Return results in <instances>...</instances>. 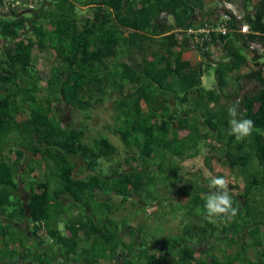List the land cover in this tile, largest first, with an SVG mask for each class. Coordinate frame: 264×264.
Here are the masks:
<instances>
[{
  "label": "trees",
  "instance_id": "16d2710c",
  "mask_svg": "<svg viewBox=\"0 0 264 264\" xmlns=\"http://www.w3.org/2000/svg\"><path fill=\"white\" fill-rule=\"evenodd\" d=\"M76 1L91 15H81L71 0H47L32 9L27 0H0V264H264V249H258L264 240V63L256 49L264 50V0H222L240 3L241 19L224 10L230 32L212 34L211 42L226 53L207 68L183 59L191 44L179 38L180 31L196 25L204 0ZM242 26L248 32L242 33ZM43 54L53 56L54 64L47 94L40 97L36 61ZM245 69L259 89L240 96L237 86L234 96H227L231 75L240 74L239 81ZM211 70L219 92L204 87L203 77ZM192 94L197 95L193 109L178 114V106L188 104ZM106 97L114 98L122 121L116 134L127 150H137L142 166L134 154L125 159L128 167L113 162L103 173L101 162L111 164L118 147L105 136L87 144V127H70L58 117L59 105L87 114ZM237 101L243 118L255 124L241 142L228 134L227 108ZM24 113L27 117L19 120ZM180 131L187 135L180 137ZM209 138L217 141L208 146L221 149L226 166L242 174L245 188L240 195L230 193L237 215L213 223L204 210L208 189L180 180V193L188 196L189 210L205 218L203 225L189 222L182 237L167 238V254L149 250L128 223L120 230L111 219L119 207L106 197L118 194L121 206L131 197L136 206L158 182L170 185L177 177L176 169L166 173L164 163L154 159H181ZM176 143L185 153L174 148ZM158 147L173 153L156 155ZM156 165L162 178L153 174ZM41 168L46 181L31 179ZM228 188L239 185L228 182ZM66 204L74 214L62 231L58 216H64ZM212 239L215 244L224 240L234 253L219 257ZM138 245L144 248L137 257ZM251 248L257 250L256 259L247 253Z\"/></svg>",
  "mask_w": 264,
  "mask_h": 264
},
{
  "label": "rangeland",
  "instance_id": "374dc122",
  "mask_svg": "<svg viewBox=\"0 0 264 264\" xmlns=\"http://www.w3.org/2000/svg\"><path fill=\"white\" fill-rule=\"evenodd\" d=\"M73 1L77 6H79L78 12L81 15H91L89 13V9L82 8L81 5L76 0ZM205 9L199 10L197 14L196 25L200 24L204 21H209L214 24L219 22L221 15L223 14L224 10H226L227 4L224 3L222 0H204ZM232 11H236L240 13L241 5L238 1H233L232 3ZM165 21V20H164ZM164 25V24H163ZM165 31V30H164ZM182 33L179 32V38L181 39ZM184 38V37H183ZM211 45L205 47L204 49L209 52V55L205 54L201 51V49L190 45V50L185 53V59H188L192 64L199 65L202 64L204 68H207L206 65H215L219 61H221L226 53L224 48L220 44H216L214 42H210ZM209 43V44H210ZM255 49V48H254ZM259 50L261 62L264 63V50L260 48H256ZM206 52V51H205ZM251 54V53H250ZM253 54V53H252ZM36 61V70H38V75L40 76L39 85L41 86V92L38 94L40 97H45L47 94V81L50 77V69L53 63V56L51 55H39L37 56ZM248 69L243 70L241 72V78L239 81H236V77L240 74H232L233 77L224 89V92L227 96L233 97L234 93L237 91L238 87L240 86V96L244 94H249L254 91H257L260 87V84L251 81L247 78ZM264 75V72H263ZM203 84L206 89H216L218 92L220 91L219 86L216 82V78L214 75V71L211 70L210 73H206L203 77ZM190 101L188 104L178 106V114L181 113L183 110H191L194 107V103L197 99L196 94H192L189 97ZM225 99L223 100L222 104H224ZM114 98L113 97H106V100L103 103L97 104L93 109L87 113L90 115V118H87V114L84 112H79L76 110H72L67 105H59L57 114L58 117L61 118L62 122L65 125H70V127H79L84 128L87 127L86 135H85V142L87 144H92L95 139L100 136H105L108 138L113 144L118 147V155L112 161V163H108L107 160H103L101 163V171L103 173H108L110 166L114 163L113 162H120L123 163V167H128L126 164L125 159L130 158L134 154L138 157L137 150H127L121 140V137L116 134V129L122 127V121L117 120L118 112L114 106ZM116 103V102H115ZM174 105V104H173ZM181 105V104H179ZM210 107L215 108L214 104H211ZM142 108L144 111H147V107L145 103H142ZM28 113H24L19 117V120H22L27 117ZM202 131H205V127L203 126ZM180 137H185L187 135V131H180ZM208 143L213 145H218L217 141L213 138H209V140L199 142L197 148L185 151L181 149L183 146L180 143H176L174 148L178 149V151H183L185 156L183 158H170L168 160H163L164 158L160 157L155 160V163L158 162L159 164H163V167L167 173L169 169H176L177 170V177L172 179V184H164L162 182H158L157 186L153 187L151 192L144 193L141 198L139 199V203L135 206L133 198H129V201L121 206L122 198L118 197L116 193L111 194L107 198L109 203L116 205L119 207V211L116 212L111 216L115 222L118 223L119 229L122 230V223H128L129 228L132 231L137 232V236L139 234L141 242L144 243L149 250L154 248L153 250H159L158 246H161L165 243L167 238L170 237H182V230L185 224L189 222L197 223L199 225H203L205 218L202 216H197L192 210H189V202L188 196H185L180 193L179 191V182L180 180H185L194 184L196 188H200V186H205L208 190L206 193H203L205 196L210 193L209 190V182L212 177L223 175L224 178L228 180L233 185H239V188L229 190L233 196L240 195L241 191L245 188V183L242 177V174L237 176V173L231 171L228 166H226V159L223 156V153L220 148H212L208 146ZM7 152V149H6ZM156 155L162 154L163 156L166 154H172L170 150H164L163 148H156L155 149ZM137 164L142 166V160L140 157L137 158ZM79 168L81 169L80 165L83 164L82 161L77 162ZM158 165H156L155 170L153 171L154 176L156 175L157 178H162L163 173L162 171H157ZM44 168L37 170L34 174L30 176L31 179L37 182H44L46 181L47 177L45 175ZM161 176V177H160ZM53 179V177H51ZM25 192H21V196H24ZM259 199V197H256ZM101 198L100 200H102ZM95 204V203H94ZM97 205V204H96ZM149 205V208H148ZM238 207V205H237ZM94 208H98V205ZM65 213L64 216H58V224H60V229L64 231V224L65 222L71 218V213H73L68 205H64L62 209ZM197 210H200L197 208ZM190 212V213H189ZM74 214V213H73ZM78 215L77 213L75 216ZM100 216H102L100 214ZM219 218H215L213 223H218ZM124 223V225H125ZM137 229V231H136ZM129 229H127L128 231ZM125 231L127 234L128 232ZM66 233V232H65ZM43 234V233H42ZM133 234V233H132ZM44 235V234H43ZM42 238L45 236H41ZM48 238V237H47ZM245 240H248V237L245 236ZM127 242L131 241V238L127 235L125 237ZM223 241V242H222ZM219 244H215L216 241L212 239L210 241L211 245L216 246L217 253L219 252L218 256L224 252L228 254H232L235 251V248L227 247V243L222 240ZM83 245V243H82ZM205 247H198V251L203 250ZM258 249H264V240L263 245ZM147 250L149 253L153 252ZM248 255L256 259L257 250L256 249H249ZM159 255V254H158ZM262 260L264 257L262 255ZM145 262H150V258L143 259Z\"/></svg>",
  "mask_w": 264,
  "mask_h": 264
},
{
  "label": "clouds",
  "instance_id": "9594fccd",
  "mask_svg": "<svg viewBox=\"0 0 264 264\" xmlns=\"http://www.w3.org/2000/svg\"><path fill=\"white\" fill-rule=\"evenodd\" d=\"M196 26L199 25L193 27ZM183 37L189 39L185 31H183L181 39ZM189 42L192 45L190 40ZM195 47L199 48L198 46ZM202 48H205V46ZM227 114L229 117L228 134L233 136L236 141L241 142L253 134L255 129L254 121L243 118L238 101L228 106ZM209 188L212 189V191L206 195L204 200L206 217L210 221L215 218H222L227 221L233 219L237 215L238 209L233 206V199L228 188V180L222 176H214L209 182Z\"/></svg>",
  "mask_w": 264,
  "mask_h": 264
},
{
  "label": "built area",
  "instance_id": "2783aa9c",
  "mask_svg": "<svg viewBox=\"0 0 264 264\" xmlns=\"http://www.w3.org/2000/svg\"><path fill=\"white\" fill-rule=\"evenodd\" d=\"M29 1L30 5L29 7L32 9L34 6H36L39 3H44L47 0H27ZM226 10H229L233 12L238 19H241V15L237 13L236 11H232V4H227ZM228 15L224 12L222 15L221 20L218 22L219 24H213V25H205V26H196L189 28L185 31V34L191 41L193 46L198 47H204L206 43H209L212 41V34L218 35H227L230 30L227 24ZM241 32L246 33L248 32L247 26H242ZM219 37V36H218ZM42 233L45 235L44 231L40 232V236H42Z\"/></svg>",
  "mask_w": 264,
  "mask_h": 264
},
{
  "label": "flooded vegetation",
  "instance_id": "af4514ba",
  "mask_svg": "<svg viewBox=\"0 0 264 264\" xmlns=\"http://www.w3.org/2000/svg\"><path fill=\"white\" fill-rule=\"evenodd\" d=\"M24 227V226H23ZM29 235H30V232H29ZM140 244V243H139ZM159 247V249H160V251H161V253L162 254H167V252H169V248H167L164 244H162L161 246H158ZM141 248V249H140ZM144 247L143 246H141V245H138L137 247H136V249H135V251H136V255H137V257L140 255V250H142ZM138 253V254H137ZM119 259H120V257H119ZM121 259H122V257H121ZM118 260V259H117ZM116 260V261H117ZM54 262H56L55 260H54ZM58 262V261H57ZM56 262V263H57ZM55 263V264H56ZM113 264L115 263L114 261L112 262ZM16 264H19L18 262H16ZM27 264H36V263H34V262H28ZM108 264H111V263H108Z\"/></svg>",
  "mask_w": 264,
  "mask_h": 264
},
{
  "label": "crops",
  "instance_id": "0c3cea01",
  "mask_svg": "<svg viewBox=\"0 0 264 264\" xmlns=\"http://www.w3.org/2000/svg\"><path fill=\"white\" fill-rule=\"evenodd\" d=\"M168 19H169V18H168ZM166 20H167V19H166ZM169 20H170L171 23H172V20H171V19H169ZM168 24H169V23H168ZM186 52H187V51H186ZM186 52H185V53H186ZM185 53H184V55H183V59H184V60H188V59H185V58H184V57H185ZM188 61H189V60H188ZM203 82H204V81H203Z\"/></svg>",
  "mask_w": 264,
  "mask_h": 264
}]
</instances>
